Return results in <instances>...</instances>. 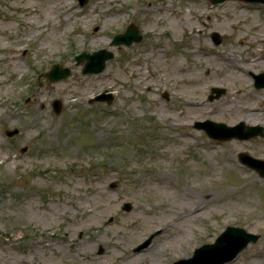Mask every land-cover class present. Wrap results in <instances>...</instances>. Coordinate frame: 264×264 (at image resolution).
Masks as SVG:
<instances>
[{"label":"rangeland","instance_id":"374dc122","mask_svg":"<svg viewBox=\"0 0 264 264\" xmlns=\"http://www.w3.org/2000/svg\"><path fill=\"white\" fill-rule=\"evenodd\" d=\"M130 22L143 41L113 46ZM260 27L264 5L232 0H0V264H173L227 226L260 235L227 264H264V179L239 158L264 159V138L220 142L194 127H264V88L210 78L252 55L264 63ZM100 49L115 57L83 74L75 56ZM56 63L71 76L39 86ZM177 64L197 71L174 75ZM212 87L225 93L210 100ZM103 92L110 104L90 102ZM156 185L179 205L165 206L149 192ZM191 208L197 217L177 240L176 214Z\"/></svg>","mask_w":264,"mask_h":264},{"label":"water","instance_id":"95a60500","mask_svg":"<svg viewBox=\"0 0 264 264\" xmlns=\"http://www.w3.org/2000/svg\"><path fill=\"white\" fill-rule=\"evenodd\" d=\"M88 0H79L81 5L87 3ZM213 4L222 3L226 0H210ZM253 4H264V0H241ZM213 38L217 43H220V38L218 34H214ZM142 36L140 35L138 27L131 23L124 33H120L114 36L112 45L118 46L125 44L127 46L131 45L133 42H140ZM114 54L105 49L98 50L93 53L83 52L76 56V61L78 64L83 63V73L84 74H96L103 71L106 66V61L112 59ZM71 75V70L69 68H62L59 64H54L51 70L39 76V79L46 77L49 82H55L63 79H67ZM256 87H264V74L255 76ZM213 92H216V97H219L225 91L222 89L214 88ZM211 96L210 99H213ZM113 97L111 95H106L105 93L100 94L95 97V101H111ZM93 101V100H92ZM54 110L57 114L62 112V102L60 100H55L53 103ZM197 128L204 129L207 134L214 139L218 140H230L233 138H239L241 140H249L257 136L264 135V128L262 126H246L243 122L236 126L230 127L223 123H215L211 121H206L204 123H197ZM19 132L18 129L7 132L8 136H14ZM241 161L252 169L259 172L261 177L264 178V160L252 158L247 153H242L240 155ZM126 210L131 209L130 204L125 205ZM154 235H152L144 244L139 246L136 251H140L147 247ZM260 235L252 234L246 230L238 227H227L224 233H222L214 244H207L196 249L193 257L188 259H181L176 261L174 264H224L231 261L237 257V255L247 247L250 242H257ZM100 254L103 250H100Z\"/></svg>","mask_w":264,"mask_h":264},{"label":"bare ground","instance_id":"6f19581e","mask_svg":"<svg viewBox=\"0 0 264 264\" xmlns=\"http://www.w3.org/2000/svg\"><path fill=\"white\" fill-rule=\"evenodd\" d=\"M263 27H260V30H263ZM259 33L256 36L255 41H260L259 39ZM259 39V40H258ZM205 56H210V54H205ZM229 62V60H227ZM209 66H206L205 69H209ZM264 68V63L260 62V59L254 55L246 58L242 63H234V65H229L227 68H222L218 70L219 74H216L214 76H210L211 81L213 83H229V84H249L251 80H253V73H256V70ZM183 71H186L188 74H192L197 71V67H189L186 68V70H183V68L180 65H176L172 68V72L174 75L177 76H183ZM185 74V73H184ZM188 80H194L193 77L188 78ZM231 103V101H230ZM195 101H187V105L189 107L195 108L196 107ZM221 107V105H219ZM169 187H171L173 190V186L171 184H168ZM175 191V190H174ZM149 192H152L154 195H156L158 198L165 197L166 200L163 201V204L165 206L172 205V206H178L179 204L176 202L177 195L173 191H171L169 188L162 187L159 185H156V187H150ZM177 192H180V190H177ZM212 199L209 200L211 202ZM225 203L229 204L230 206H238L240 204L245 205L246 202L242 199H239L237 202L230 203L227 197H224ZM201 205V204H199ZM198 211H195L194 208H191L187 211L180 212L176 214L177 224L175 225V231L174 236L175 239L179 240L182 235L185 232L184 223L191 222L193 219L197 217Z\"/></svg>","mask_w":264,"mask_h":264}]
</instances>
